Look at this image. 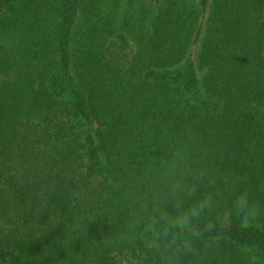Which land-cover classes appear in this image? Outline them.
<instances>
[{"label": "trees", "instance_id": "obj_1", "mask_svg": "<svg viewBox=\"0 0 264 264\" xmlns=\"http://www.w3.org/2000/svg\"><path fill=\"white\" fill-rule=\"evenodd\" d=\"M124 1L0 0V264H148L119 204L165 132L216 170L222 207L247 190L264 208V0ZM243 248L264 264V217L193 264H250Z\"/></svg>", "mask_w": 264, "mask_h": 264}, {"label": "clouds", "instance_id": "obj_2", "mask_svg": "<svg viewBox=\"0 0 264 264\" xmlns=\"http://www.w3.org/2000/svg\"><path fill=\"white\" fill-rule=\"evenodd\" d=\"M208 73L205 67L197 75ZM163 135L168 141L166 152L145 163L148 189L119 204L127 209L121 231L139 242L148 264H193L234 221L242 230L254 228L264 217V208L247 190L222 207L223 189L217 187L216 170L194 166L189 141L168 132ZM242 254L250 264L260 260L252 248H243Z\"/></svg>", "mask_w": 264, "mask_h": 264}, {"label": "rangeland", "instance_id": "obj_3", "mask_svg": "<svg viewBox=\"0 0 264 264\" xmlns=\"http://www.w3.org/2000/svg\"><path fill=\"white\" fill-rule=\"evenodd\" d=\"M149 1L150 0H134V5L135 8H144L147 9L148 5H149ZM127 0H125L122 5L124 6L126 4ZM189 2L193 3V4H197L198 0H189ZM134 5L132 4V6L134 7ZM129 7V6H127ZM125 7V9L127 8ZM208 13H209V9H203L202 12L198 15L197 20L195 21V27H194V34H193V42L191 43L190 46V50L188 53V58L192 61H197V58L199 56V52H200V46L204 37V33L207 27V22H208ZM131 258L132 261H136V258L131 257L130 254H122L119 256V258L121 259V261L124 262L125 258ZM260 264V263H258Z\"/></svg>", "mask_w": 264, "mask_h": 264}]
</instances>
